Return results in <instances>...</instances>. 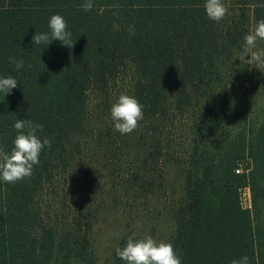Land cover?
<instances>
[{
    "label": "trees",
    "instance_id": "1",
    "mask_svg": "<svg viewBox=\"0 0 264 264\" xmlns=\"http://www.w3.org/2000/svg\"><path fill=\"white\" fill-rule=\"evenodd\" d=\"M84 2L0 0V77L18 82L11 94L0 93V148L10 153L18 119L42 125L41 139L51 142L30 178L0 180V264L93 263L94 218L76 197L97 189L95 174L126 156L143 161L141 176L136 166L126 175L134 184L164 158L185 159L168 242L181 264H231L243 256L264 264V121L248 116L250 92L234 91L254 76L237 58L244 37L264 20V0H222L228 14L219 22L207 17L205 0H92L90 11ZM57 14L73 47L33 45ZM9 57L24 67L17 71ZM120 95L143 106V120L128 135L111 120ZM234 140L240 147L230 153L224 144ZM238 162L248 166L241 174ZM243 180L251 210L239 202ZM126 243L121 238L117 247ZM116 248L114 264H126Z\"/></svg>",
    "mask_w": 264,
    "mask_h": 264
},
{
    "label": "rangeland",
    "instance_id": "2",
    "mask_svg": "<svg viewBox=\"0 0 264 264\" xmlns=\"http://www.w3.org/2000/svg\"><path fill=\"white\" fill-rule=\"evenodd\" d=\"M260 49L264 47L259 46ZM253 78L247 82L245 77L238 81L234 89L236 95L249 93L248 116L253 124L264 121V73L252 68ZM243 75V74H241ZM227 110V108H225ZM212 142L214 140L212 139ZM228 152L233 153L240 147L239 140L226 142ZM217 144L214 145V149ZM185 159H162L160 169L147 173L144 181H125L126 175L135 166L141 176L145 171L142 158L132 159L124 157L119 166L105 172L96 173L98 188L90 190L76 197L81 199L94 223L88 233L90 242L91 264H114V249L121 238L134 240L152 237L157 243L170 242L175 231V223L171 216V209L177 206L183 197ZM248 166L245 162H238L234 172L239 169L241 174ZM247 171V170H246ZM217 175V170L215 172ZM226 179H229L228 176ZM232 180L233 187L238 184ZM239 202L244 209H252L251 194L246 181H240ZM245 185V186H244ZM78 195V194H77ZM75 199V201H76ZM264 222V210L261 211Z\"/></svg>",
    "mask_w": 264,
    "mask_h": 264
},
{
    "label": "clouds",
    "instance_id": "3",
    "mask_svg": "<svg viewBox=\"0 0 264 264\" xmlns=\"http://www.w3.org/2000/svg\"><path fill=\"white\" fill-rule=\"evenodd\" d=\"M85 11L93 8L92 0H85L81 5ZM204 9L207 17L219 22L228 14L222 0H205ZM68 25L60 15H53L48 22V32H36L31 43L33 45H49L58 41L62 46L71 49L73 47L72 34L67 30ZM258 42H264V20H260L245 37L238 58L241 62L256 68L264 73V49L257 47ZM250 57L249 59H246ZM9 62L15 65L19 71L24 67V61L9 57ZM30 67V65H29ZM18 82L12 76L0 77V93L5 96L11 94ZM111 120L114 130L121 135L131 134L143 120V106L134 96L120 95L111 106ZM17 132L13 140V147L9 152L0 148V180L7 184L30 178L35 165L39 164V157L45 147H51L48 138L41 139L42 125L34 123L31 119H18L14 124ZM116 255L126 264H181L171 243L155 241L148 236L134 240L129 237L126 246L116 248ZM231 264H249V258L243 256L232 260Z\"/></svg>",
    "mask_w": 264,
    "mask_h": 264
},
{
    "label": "built area",
    "instance_id": "4",
    "mask_svg": "<svg viewBox=\"0 0 264 264\" xmlns=\"http://www.w3.org/2000/svg\"><path fill=\"white\" fill-rule=\"evenodd\" d=\"M236 172H237V173H239V172H240V170H239V169H236Z\"/></svg>",
    "mask_w": 264,
    "mask_h": 264
}]
</instances>
